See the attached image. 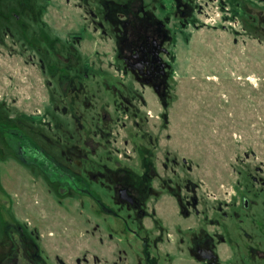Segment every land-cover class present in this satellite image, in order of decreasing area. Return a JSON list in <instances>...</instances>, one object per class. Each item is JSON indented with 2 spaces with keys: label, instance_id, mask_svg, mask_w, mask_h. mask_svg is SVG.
I'll return each instance as SVG.
<instances>
[{
  "label": "rangeland",
  "instance_id": "rangeland-1",
  "mask_svg": "<svg viewBox=\"0 0 264 264\" xmlns=\"http://www.w3.org/2000/svg\"><path fill=\"white\" fill-rule=\"evenodd\" d=\"M87 1L0 0V136L13 124L22 126L28 116L35 130L45 129L42 121L46 127L67 123L63 110L68 108L70 93L63 94L60 83H66V73L74 74L70 69L79 60L84 76L76 80L83 81L96 108L95 86L134 80L124 73L113 31L105 27V34L99 27L104 19L97 0ZM143 2L171 35L169 89L160 98L143 87L129 86L125 91L135 99L138 113L134 116L113 106L116 122L110 126L109 138L102 141L99 159L107 160L110 146L113 158L122 156V162L135 166L140 150L154 146L156 156L166 152L174 159L179 185L184 175L197 185L206 206L215 208L218 202L213 199L223 194V206L229 209L226 204L235 193L264 189L260 181L250 178L264 179V0ZM79 112L89 111L79 107ZM96 118L94 111L80 125H92ZM48 189L11 154L0 153V225L15 222L33 229H73L74 252L88 259L80 264H111L105 259L92 261L94 255L105 253V244L95 237L104 236L106 215H93L88 204L94 202L83 195L64 196L59 202ZM260 194L264 200V192ZM257 210L264 211V203ZM227 219L231 222V217ZM151 221L146 218L143 224L152 225ZM153 221L172 226L186 220L178 214L174 199L163 195ZM87 229L100 231L92 236ZM242 230L223 229L220 264H264L258 259L242 261L248 244H235ZM172 242L152 251L155 264H200L189 256L186 242Z\"/></svg>",
  "mask_w": 264,
  "mask_h": 264
},
{
  "label": "flooded vegetation",
  "instance_id": "flooded-vegetation-1",
  "mask_svg": "<svg viewBox=\"0 0 264 264\" xmlns=\"http://www.w3.org/2000/svg\"><path fill=\"white\" fill-rule=\"evenodd\" d=\"M135 2L137 8H134ZM95 3L99 4L97 10L104 19V24H99L100 29L105 34V27L109 32L113 31L117 56L124 73H129L135 81L128 80L125 85L117 81L113 84L101 82V88L95 86V96H98L99 101L96 108V104L89 101L90 95L82 85L83 81L76 80L84 76V73H80L83 67L79 60L70 69L74 74L66 73V83H60L62 93H70L67 95L68 108L63 110L68 124L61 126L50 123L46 127L43 125L46 121H42L45 129L35 130L28 124L31 120L28 116L27 122L24 121L19 128L13 124L2 133L0 153L11 154L13 160L21 164L33 180L40 179L44 187L48 185V191L59 202L64 196L76 199L78 195H83L94 202L88 204L93 215L98 212L106 215L107 226L102 229L104 236L95 237L98 243L105 244V253L102 257L94 255V263L105 259L111 264L133 261L136 264H155L156 258H153L152 251L160 244H170L172 239L173 244L174 241L186 242V250L196 262L220 264L218 246L224 240L223 229H243L240 241L235 243L237 245L245 241L248 244L242 255L243 262H246L245 258L247 261L264 260V230H245L264 229V211L257 210L260 202L264 203V200L259 199L263 188H244V195L235 193L233 202L230 200L226 204L229 209L223 206L222 194L213 199L218 202L213 208L211 204L205 205L197 185L184 175L181 185L177 183L174 159L166 156V152L156 156L154 146L140 150L142 152L137 157L140 161L135 166L122 162V156L113 158L110 146L107 160L100 161L102 141L109 138L110 126L116 122L113 106L118 111L134 116L138 113L135 99L130 98L125 90L134 85L139 90L143 87L153 91L160 98L166 95L171 67L167 47L171 35L163 23L145 8L143 0H97ZM95 14L92 11L91 16ZM256 20H261L259 14ZM92 21L94 23L95 20ZM71 50L74 51V47ZM74 52L81 56L78 51ZM67 83L70 91L67 90ZM58 84L55 83L57 87ZM78 99L80 103H77ZM79 107L89 112L80 113ZM94 111L98 116L96 121L92 125H80L81 120L88 119ZM63 138L65 141H62ZM159 158L162 161L159 162ZM250 178L260 181L264 187V179ZM163 195L174 199L178 214L186 221L172 226L153 221ZM95 206L99 209L95 210ZM209 208L211 215L208 213ZM228 217H231V222ZM146 218L152 219V225L143 224ZM191 218L193 225L188 221ZM96 231L100 230H86L92 236H95ZM73 234V229H33L15 222L0 225V264L87 262L86 256L81 258L74 252Z\"/></svg>",
  "mask_w": 264,
  "mask_h": 264
}]
</instances>
